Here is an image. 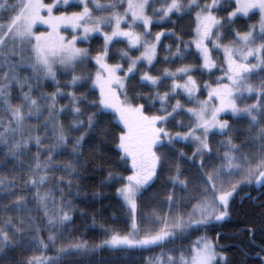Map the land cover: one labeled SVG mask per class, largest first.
Instances as JSON below:
<instances>
[{
    "label": "snow or ice",
    "instance_id": "1",
    "mask_svg": "<svg viewBox=\"0 0 264 264\" xmlns=\"http://www.w3.org/2000/svg\"><path fill=\"white\" fill-rule=\"evenodd\" d=\"M72 6L80 10L69 12L67 8ZM193 13V39L186 43L175 32L167 33L179 41L174 53L171 45L168 50L173 57L182 59L181 45L187 49L194 44L201 63L184 64L175 71L165 68L153 74L158 46L166 33L157 32L153 36L150 26L171 20L173 15L183 17ZM256 15L257 23L247 25L246 31L235 30L237 19ZM38 25L46 26L45 30L38 31ZM65 31H70V37ZM96 35L102 37L103 43L95 54L90 48L78 46ZM120 44L125 46L118 47ZM214 50L223 52L219 63L213 57ZM25 53L29 55L26 57ZM168 59L164 57L165 62ZM90 62L94 63V72L77 71ZM214 69L221 75L203 84L193 75L203 71L212 75ZM27 70L30 75L22 77L20 72ZM58 75L70 78L61 85ZM48 79L55 82V91H40L35 96L41 81ZM168 80L171 84L161 92ZM132 81L137 82L132 84ZM14 88L19 93V103L15 104L12 102ZM145 88L149 91L144 92ZM202 88L206 96L200 99L198 94ZM93 93L98 94L90 99ZM181 93L191 107L185 108L181 100L176 99ZM64 98L68 103L57 107ZM173 99L175 103H170ZM0 111L6 114L0 116V144L7 155L19 159L29 145L35 143L37 153L25 184L36 189L35 198L44 209L48 225L52 226L47 242L36 229L37 234L24 243L34 245L37 250H48L50 246L56 249L54 256L34 255L25 264H62L63 256L72 251L86 256L104 246L125 252L161 247V255L148 264H227V256L218 251V242L206 236L181 250L178 257L169 254L165 259L163 246L192 230L207 228L229 217L230 203L242 185L264 187V0H0ZM182 113L189 119L187 131L173 133L167 125L175 121L183 128L184 122L176 119ZM63 114L72 116L67 125L60 119ZM224 114L247 121L249 140L245 146L258 143L251 155L242 152L241 145L234 142L235 130L228 119L221 118ZM33 117L38 122L43 117V137L38 134V125L35 128L28 125ZM109 125L122 126L119 134ZM73 132L79 135L73 136ZM97 134L100 136L95 149L97 159L101 161L100 170L107 172L100 187L119 183L116 193L129 210L131 226L124 232L105 229L106 238L91 247L86 241L57 246L62 232L53 229L71 221L65 209H70L72 202L66 201L63 188L43 191L41 188L57 179L51 175L55 171L75 176L78 161L57 164L56 157L69 145L70 154L79 157L86 138ZM210 134L226 137L221 142L225 150L220 155L217 149L221 163L204 171V157L213 152ZM108 140L114 144L119 163L130 171L129 175L103 167L107 163L103 146ZM181 140L196 144L193 159L200 157L201 195L190 211L181 212L173 211L179 208L180 200L174 191L169 193L165 197L168 212L161 214L154 208L142 218V227L137 219L138 198L167 163L165 149H174L175 143ZM181 176L177 164L175 175L168 180L173 188L179 185L186 190L187 178L181 179ZM64 179V176L59 177L58 183L63 184ZM2 183L4 181L0 180ZM66 187H73L72 179H68ZM77 189L79 191L78 185ZM55 192L60 194L59 206ZM71 194V191L67 193ZM13 206L26 210L25 197L18 196ZM27 223L26 228L23 219L14 222L10 217L0 222V261L8 250L19 246L17 235L22 237L26 231H32L31 218ZM260 253H264V247ZM260 264H264V257Z\"/></svg>",
    "mask_w": 264,
    "mask_h": 264
},
{
    "label": "trees",
    "instance_id": "2",
    "mask_svg": "<svg viewBox=\"0 0 264 264\" xmlns=\"http://www.w3.org/2000/svg\"><path fill=\"white\" fill-rule=\"evenodd\" d=\"M210 1V0H209ZM103 2V0H102ZM159 6L158 4L156 5ZM63 10V9H62ZM69 12L79 11L78 7L72 6L67 8ZM223 14V13H222ZM258 15L251 18L240 17L237 19L234 28L237 31H246V26L249 24H255L258 21ZM194 13L193 15H173L171 20L162 21L160 24H153L150 26L151 33L164 32L166 35L161 37V43L158 46L157 60L154 62L153 74H159L163 72L165 68L175 71L176 68L181 67L184 64L199 65L201 60L198 58L197 51L191 46L185 49L181 45L183 52V58L173 57L168 46L171 45V52L176 51V46L179 43L175 36L167 35V33L175 32L177 36H180L184 42L192 40L194 33L193 29ZM43 28L37 27V30ZM142 30V29H141ZM227 41V40H224ZM103 43L102 37L98 35L88 42H81L78 46L87 47L95 54V50ZM125 44H120L118 47H124ZM139 54V53H135ZM213 54L218 58V63L222 59L219 51H213ZM29 54L25 53L27 57ZM168 57V61H164V57ZM114 62V61H113ZM78 72L95 71L94 63L90 62L87 65H82ZM221 72L214 69L213 74L209 75L207 71L196 72L193 75L198 81L203 84L205 81L215 80ZM20 75H30V70L21 71ZM70 77L58 75L57 79L60 84L63 85L66 79ZM139 77L137 76V81ZM258 79V77H257ZM137 81H132V84H136ZM171 84V80L166 81L165 86L160 90L166 91L167 87ZM56 84L51 79L42 80L41 88L38 92L34 93L35 96L39 95V92L50 93L55 91ZM79 91H87V89H79ZM144 92H148L149 89H143ZM98 93L90 94V99L94 98ZM18 89L14 88L12 91L13 103H19ZM200 97L205 96V91L202 88ZM180 99L183 104L191 105L187 102L186 97L181 93L176 97ZM175 99L171 100L173 103ZM143 103L144 101H139ZM66 98L60 99L57 107L63 104H67ZM156 109L160 107L159 102L156 104ZM94 109H89L93 111ZM155 111V109H153ZM47 113H45V116ZM0 116H6L5 113L0 111ZM228 118L229 123L235 130L234 142L241 145V151L251 155L258 148L257 144H249L245 146V142L249 140L246 134L248 127L247 121L243 119H237L230 114L225 115ZM187 118V115L181 114L176 117ZM60 119L65 123L72 119L71 115L63 114ZM28 125L35 128L39 126V135L44 136L43 117L38 122L35 117L31 121H28ZM114 133L119 134L120 127L109 125ZM171 131L183 130V128L177 126L175 121L167 125ZM2 131V129H0ZM34 135L37 133H33ZM48 135L51 136V127H49ZM73 136L79 135V132H73ZM224 136L219 134H210V143L213 148V153L216 147L219 146L220 139ZM19 139V137H17ZM100 136L92 135L90 138H86L84 146L82 148V155L75 157L70 154L71 145L66 149H63L61 154L56 157V163L67 162L69 160L78 161L76 163V175L69 177L63 171H55L51 175H54L57 179L51 180L49 184L42 186L41 190L52 188L55 190L57 187L63 188L66 194V201H71L72 206L69 211L72 219L67 222L63 227L57 226L53 229L58 232H62L60 239L57 240V246L67 245L76 241H86L91 247L95 244H99L106 238L105 229L114 228L121 232L129 229V218L127 210L116 194V188L119 186L118 182H113L104 187H100V181L107 175L106 171L100 170L101 161L97 159L98 153L95 151L96 146L99 144ZM50 141H46L48 143ZM105 159L107 163L103 167L111 168L113 171L126 175L130 171H126L125 167H122L119 163L118 151L115 149L111 140H108L106 145L103 146ZM167 153V163L158 170V178L154 179L145 190L142 191L138 198V221L143 227L142 218L151 214L155 208L161 214L168 212L167 203H165V197L175 192L176 197L180 200L179 208L173 209V211H183L185 206H189L201 195V172L199 165L193 160L194 147L187 141H178L175 143V147L172 150L165 149ZM183 152L184 156L181 157L180 153ZM37 153L35 143H31L29 148L25 150L24 154L19 159H13L10 155H7V150L2 144H0V180L4 183L0 184V222L7 218L18 221L23 219L25 221V227H29L28 220L31 218L32 231H26L21 235H17L16 239L19 241V246L8 250L7 256L0 264H25L28 258L32 256H39L42 253L47 256L56 255V249L50 248L48 250H37L34 245L25 244L24 241L31 240L35 236L36 229H39V236L43 237L47 242V236L49 229L52 226L48 225L47 217L44 215V209L39 206L37 199L35 198L36 189L31 185H26L25 181L31 175L29 172L30 165L34 162L33 157ZM43 158V157H42ZM214 162L218 160L216 156L213 157ZM205 161H210L206 158ZM179 165L182 176L181 179L187 178L188 187L183 189L182 186L177 185L173 188L171 182L168 180L169 176L175 175V165ZM64 176V183L59 184V177ZM68 179H72L73 187L68 189L66 187ZM77 185L79 191L77 189ZM71 191V195L67 193ZM78 192V194H77ZM99 193V195H95ZM18 196L25 197L26 210L16 209L13 206V202ZM57 206L60 202L59 192H55ZM186 199V200H185ZM7 207V210H6ZM49 208H52L49 203ZM83 213V214H82ZM103 225V227H101ZM2 226V225H0ZM19 226L18 224L16 225ZM12 235V233H9ZM208 235L213 241H217L223 248H219L220 251L227 256V264H260L261 258L264 257V253H260L261 247H264V187L256 185L245 186L242 185L237 193L234 195L230 203V215L221 222H214L207 228H200L199 230H192L182 238H177L174 243L165 244L163 246V252L165 258L167 255H177L181 250H186L190 244L200 235ZM175 249L176 251H169ZM162 249L158 246H151L150 248H137L129 249L126 252L120 249H112L108 246L96 249L94 252L88 255H80L75 251H72L68 255H64L62 258V264H148L149 260L161 255ZM257 253H260L258 256ZM223 264V262H221Z\"/></svg>",
    "mask_w": 264,
    "mask_h": 264
},
{
    "label": "rangeland",
    "instance_id": "3",
    "mask_svg": "<svg viewBox=\"0 0 264 264\" xmlns=\"http://www.w3.org/2000/svg\"><path fill=\"white\" fill-rule=\"evenodd\" d=\"M46 2H51V0H46ZM210 2V1H209ZM37 27H40V28H43V29H40V30H38V31H44L45 30V27L46 26H42V25H38ZM65 35H67V36H69L70 37V31H65V33H64ZM193 39V38H192ZM225 43H227V41H224ZM192 47L195 49V46H194V44L192 45ZM209 47H211V45H209ZM196 50V49H195ZM197 51V50H196ZM220 53H221V58L223 57V52L222 51H219ZM213 57L215 58V59H217V61H218V58H216L215 56H214V54H213ZM221 75V73L219 74V76ZM180 82H183V81H180ZM205 91V96H206V90H204ZM205 96L204 97H200L199 96V98L200 99H203V98H205ZM249 103H251L252 101L251 100H249L248 101ZM173 103H175V101L173 102ZM182 103V102H181ZM183 104V103H182ZM185 105V108H187V107H191L192 106V104L191 105H186V104H184ZM225 115L226 114H224V115H222V119H228V118H226L225 117ZM178 120H182L183 122H184V128H183V130H179V131H181V132H183V131H187V125H188V123H189V119H188V116H187V118H179ZM173 133H175V132H173ZM226 139V138H225ZM225 139H222L221 141H220V145H221V142L222 141H224ZM187 142H189V143H191L192 145H193V147H194V151H195V149H196V144L193 142V141H191V140H188ZM218 149H219V152H221L220 153V155H222L223 154V151L225 150L224 149V147H222L221 149H222V151H221V149H220V147H218ZM207 155V154H206ZM205 155V156H206ZM216 156H218L217 154H216ZM205 158V157H204ZM194 162L196 163V164H198V165H200V157L199 156H197V157H195L194 159ZM218 163L216 164V165H209V166H207V168H205V171H207V170H210L212 167H216V166H218L220 163H221V160H220V156H218V161H217ZM204 167H206V166H204ZM130 174V172L128 173V174H126L125 176H127V175H129ZM120 186V185H119ZM118 186V187H119ZM117 194V193H116ZM118 196V195H117ZM119 197V196H118ZM120 198V197H119ZM121 199V198H120ZM186 200V199H185ZM121 201H122V199H121ZM123 202V201H122ZM194 203H196V201L195 202H193L192 204H194ZM123 204H124V202H123ZM192 204H190L189 206L187 205V206H185L184 207V209H183V211L182 212H187V211H190L191 210V206H192ZM124 206H125V208H126V210H127V215H128V218H129V228H130V226H131V216H130V213H129V210H128V208H127V206L124 204ZM137 218H138V216H137ZM221 222V221H220ZM204 236H206L208 239H210V240H212L208 235H204V234H202V235H200L199 237H197L196 239H194V241L191 243V245L192 244H194L197 240H198V238H200V237H204ZM104 240V239H103ZM218 251H220L219 249H218ZM223 253V252H222ZM224 254V253H223ZM177 257L179 256V253L176 255ZM166 259V258H165Z\"/></svg>",
    "mask_w": 264,
    "mask_h": 264
}]
</instances>
